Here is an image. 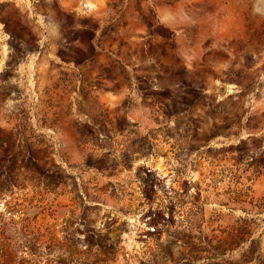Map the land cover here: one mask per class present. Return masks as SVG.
Masks as SVG:
<instances>
[{
	"label": "rangeland",
	"instance_id": "obj_1",
	"mask_svg": "<svg viewBox=\"0 0 264 264\" xmlns=\"http://www.w3.org/2000/svg\"><path fill=\"white\" fill-rule=\"evenodd\" d=\"M0 264H264V0H0Z\"/></svg>",
	"mask_w": 264,
	"mask_h": 264
},
{
	"label": "water",
	"instance_id": "obj_2",
	"mask_svg": "<svg viewBox=\"0 0 264 264\" xmlns=\"http://www.w3.org/2000/svg\"><path fill=\"white\" fill-rule=\"evenodd\" d=\"M223 88H224L223 86H219V90H223Z\"/></svg>",
	"mask_w": 264,
	"mask_h": 264
}]
</instances>
